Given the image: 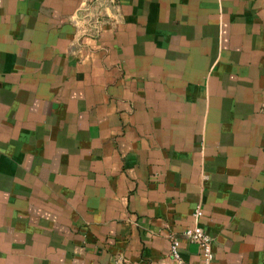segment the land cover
Instances as JSON below:
<instances>
[{
    "label": "crops",
    "instance_id": "1",
    "mask_svg": "<svg viewBox=\"0 0 264 264\" xmlns=\"http://www.w3.org/2000/svg\"><path fill=\"white\" fill-rule=\"evenodd\" d=\"M0 0V264H264V0Z\"/></svg>",
    "mask_w": 264,
    "mask_h": 264
},
{
    "label": "built area",
    "instance_id": "2",
    "mask_svg": "<svg viewBox=\"0 0 264 264\" xmlns=\"http://www.w3.org/2000/svg\"><path fill=\"white\" fill-rule=\"evenodd\" d=\"M118 0H87L85 15L82 17L87 22L88 28L92 33L100 31L101 23L108 16L107 11L114 8ZM202 204L197 205L193 217L194 223L184 231V237L192 243L198 244L202 249L201 264H216L213 251V241L209 233L202 227L200 217L203 213ZM171 255L179 264H189L185 262L180 254L178 237L171 235Z\"/></svg>",
    "mask_w": 264,
    "mask_h": 264
}]
</instances>
